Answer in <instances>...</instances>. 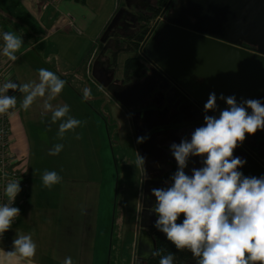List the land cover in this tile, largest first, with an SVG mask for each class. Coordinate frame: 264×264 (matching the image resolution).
<instances>
[{
  "label": "rangeland",
  "instance_id": "obj_1",
  "mask_svg": "<svg viewBox=\"0 0 264 264\" xmlns=\"http://www.w3.org/2000/svg\"><path fill=\"white\" fill-rule=\"evenodd\" d=\"M167 2L168 0H86L85 13L86 16L90 15V19L86 28L76 25L78 29H71L72 37L70 42L67 41V47L72 51L71 54L66 52L67 57L73 58L78 55L77 50L82 46L79 56L83 57L90 46L88 38L94 36L96 43L88 53L85 65L79 71H72L60 64L57 54L46 58L49 70L63 71L68 80L72 81L70 86L73 88L74 96H79L80 93L83 96L82 88L85 86V78L97 80L100 85L99 99L91 100L92 107H89L98 114V134L91 116L84 117L85 124L81 123L78 126L79 131L75 129L70 134L72 144L67 143L66 147L60 142V136L54 128L51 131L44 127L51 125L49 123L51 117L39 119L43 127L37 134L42 139H47L50 149L55 144H63L64 150L57 155H50V159L54 156L64 157L68 166L66 174L73 178L71 183L73 195L79 194L76 189L85 191L87 188L90 194V208L93 199L97 193L99 194L100 228L102 227V231L105 230L110 236L112 234L106 258L101 254L105 244L101 242L103 239H100V264H136L143 199L140 193L143 191L145 179L156 178L160 173H174L176 170L177 164L169 149V145L174 141L173 138L169 139V132L177 135L179 132L181 139L189 128L204 123L203 116L191 119L175 116L179 119L171 121L175 110L180 115L182 106L178 105L177 100L172 99L165 100L161 106L156 103L158 93L156 94L155 91L159 88L156 86L151 67L140 52L141 47L135 51L127 50L135 44L138 35L143 36V43H148L152 39L159 25L166 21L163 8ZM86 16L82 17L83 20ZM60 50V56L65 57V53L61 48ZM115 52L117 63L113 60ZM132 57L140 58L142 69L139 77L132 76L131 79H126L124 77L125 63ZM30 60L31 58H26L25 61ZM34 71L35 73L27 76L23 75L20 83L39 77L38 71L31 69V72ZM88 88L91 87L88 86ZM37 98L29 107L30 110H33L34 105L35 110L37 104L43 105L45 100L40 102ZM46 98L47 94L44 99ZM74 100V118L80 120L78 111L83 110L84 107L75 97ZM50 103L54 108V101L51 100ZM26 118L33 120V116L29 117V113L26 114ZM165 119L171 123L177 122L179 126L155 132L154 129L161 122H165ZM85 129L88 131L84 133ZM137 132L144 135L153 133L152 141L156 145V148L147 146L146 173L144 169L136 168L133 164L137 154H140V143L136 142ZM55 138L58 141L54 140ZM236 153L245 154L247 151L234 149L233 155L235 156ZM200 164H202L201 160ZM173 166H176L174 170ZM188 169L189 165L186 172ZM79 196L73 197L75 202L79 200ZM75 205L77 208L80 206V204ZM113 209H115L114 220V214L111 213ZM100 238H102L101 235Z\"/></svg>",
  "mask_w": 264,
  "mask_h": 264
},
{
  "label": "clouds",
  "instance_id": "obj_2",
  "mask_svg": "<svg viewBox=\"0 0 264 264\" xmlns=\"http://www.w3.org/2000/svg\"><path fill=\"white\" fill-rule=\"evenodd\" d=\"M0 40L3 41L0 56L15 62L22 37L0 31ZM38 75V83H16L11 79L0 82V114L16 108L17 97L8 94L10 89L24 94L20 105L23 110L37 97L47 94L43 108L51 111L53 123L60 121L58 135L63 137L67 131L81 125L79 119L69 115V105L53 108L50 103L62 92L65 80L45 68L39 69ZM90 95V90L85 88L83 98ZM217 99L215 92L209 93L203 105L204 123L192 131L190 140L183 137L179 143L169 145L177 168L170 176V184L150 190L155 198L151 207L156 216L153 227L177 250L190 251L196 264H264V175H243L238 169L246 159L233 155L246 133L264 130V97L238 101L235 94L221 93L219 99L227 107L220 110L218 116L208 115L209 110L215 113L218 109ZM146 139L147 134L138 136L136 142L143 143ZM62 149L63 144H55L49 154L57 155ZM196 156L201 157L202 166L193 167L191 175L186 174L190 159ZM145 162L146 157L138 153L133 164L146 173ZM61 179L56 171L46 170L42 175L43 185L49 188ZM21 190L18 180L4 186L6 200H0V237L20 216L15 200ZM140 195L144 196L143 191ZM181 213L183 218L178 223ZM13 248L9 256L28 259L36 254V243L30 234L16 232ZM153 254L159 255V252ZM63 264H73L72 258L66 257ZM159 264H174V254L161 256Z\"/></svg>",
  "mask_w": 264,
  "mask_h": 264
},
{
  "label": "crops",
  "instance_id": "obj_3",
  "mask_svg": "<svg viewBox=\"0 0 264 264\" xmlns=\"http://www.w3.org/2000/svg\"><path fill=\"white\" fill-rule=\"evenodd\" d=\"M85 1L62 0L59 4H52V0H0V31L13 32L18 37H22L23 40L21 48L16 53L18 59L15 62L5 57L9 65V79L20 83L23 75L35 73V71L31 72V69L38 71L45 68L49 70L46 58L55 56L54 54H57L56 56L64 68L72 71H79L85 65L86 57L96 43L94 36L88 38L90 46L88 44L89 48L86 49L83 57L79 56L82 46L77 50L78 55L71 57L72 59L66 56V52L71 54L72 51L67 47V41L70 42L72 37L71 29H78L76 25L86 28L90 19V15L86 16L85 13L87 10L84 6ZM19 10L28 11L37 20L43 32L39 41L34 40L31 32L16 16ZM84 16L86 19L83 20L82 17ZM78 31L81 33L80 29ZM0 44H3L2 40H0ZM60 48L65 53V57L64 55L60 56ZM26 58H31V60L27 62L25 61ZM85 69L87 68L85 67ZM55 73L65 80V86L62 92L52 99L53 104H55L54 108L67 104L70 108L69 115L74 117L75 97L84 107V111H78L81 123L85 124L84 117L91 116L96 124L98 134V114L89 107H92L91 100L99 99V82L85 78V86L82 89L91 87L89 89L91 95L84 99L81 93L80 97L74 96L73 88L70 86L72 81L68 80L63 71ZM33 82L38 83L39 77H33L30 81L28 79L26 81V83ZM15 96L17 97V105L10 114L11 153L18 160V166L27 177L30 188L28 200L23 207L17 225L9 230L8 236L0 244V264H63L66 257H71L73 264H100V239H103L101 242L105 244L101 254L106 258L109 253V240L111 242L112 234L110 236L105 230V232L102 231V227L100 228L99 194L97 193L93 199L90 208V194L87 188L85 191L76 189L79 194L73 195V190H71L73 178L66 174L68 172L67 162L64 157L54 156L50 159L47 139H42L40 135H37L43 127L40 125L39 119L51 117V111H45L42 104H37L36 110L35 105L33 110L29 108L23 110L20 105L24 94L15 91ZM44 98L38 97L37 99L41 102L45 100ZM78 105L80 104L78 103ZM27 113H29V117L33 116V120L26 118ZM49 123H51L50 126L45 125L44 127L51 131L54 128L58 132L60 121L53 123L50 120ZM78 128L76 129L78 130ZM87 131L85 129L84 133ZM72 133L73 131L69 130L63 137L60 136V142L65 147L67 143L72 144V136H70ZM54 140L58 141L56 138ZM46 170L56 171L62 177L60 184L57 183L59 185L55 184L50 188L43 185L42 175ZM85 193L86 195H84ZM78 195H80L79 200L75 202L73 197L76 198ZM75 204H80L79 209ZM111 213L114 214V218L112 217L114 220L115 209ZM16 232L31 235L36 243L34 257L20 259L18 255H8L9 251L14 250L13 240Z\"/></svg>",
  "mask_w": 264,
  "mask_h": 264
},
{
  "label": "water",
  "instance_id": "obj_4",
  "mask_svg": "<svg viewBox=\"0 0 264 264\" xmlns=\"http://www.w3.org/2000/svg\"><path fill=\"white\" fill-rule=\"evenodd\" d=\"M179 2V7L168 13L166 21L159 25L152 39L141 46L140 52L202 107L209 93L215 92L218 109L215 113L209 110L210 115L218 116L219 111L227 107L219 99L221 93L235 94L238 101L264 97V0ZM244 44L252 49H246ZM199 126L189 128L184 138L190 140L192 131ZM136 135L144 134L137 132ZM152 137L139 145L140 154L146 158L147 146L156 148ZM252 137L264 138V130H257ZM244 148L264 165L262 157L247 146ZM150 178H146L143 185L136 252L140 264H146L156 252L155 238L148 231L156 219L151 211L154 196L150 190L154 187L150 186Z\"/></svg>",
  "mask_w": 264,
  "mask_h": 264
},
{
  "label": "flooded vegetation",
  "instance_id": "obj_5",
  "mask_svg": "<svg viewBox=\"0 0 264 264\" xmlns=\"http://www.w3.org/2000/svg\"><path fill=\"white\" fill-rule=\"evenodd\" d=\"M180 5L179 0H168L166 6L163 8V15L165 17H167L168 13L171 11H174L176 8H178ZM246 49H252L248 46H246L244 44V46ZM142 53V52H141ZM143 55V53H142ZM144 56V55H143ZM145 57V56H144ZM146 58V57H145ZM147 62L149 64V66L151 67L150 69L152 70V72L155 75V81H156V86L159 88L158 91H155V93L157 94L156 96V103L161 106L164 104L165 100H177L178 105L182 106V109L180 110V115L177 113V110H175V112L173 113V118L171 121H173L174 119H179L176 118L175 116H180V118H184L187 117L189 119L191 118H196V117H201L204 116L205 113L203 112V107L198 104L193 98H191L188 94V92L185 91V89L180 86L177 82H175L173 79H171L169 76H167L166 74H164L160 68L154 64L150 59H147ZM159 83V84H158ZM208 115H210L209 113H207ZM171 121L165 119V122H161L154 130L155 132H160V131H165L168 129H171L172 126H179V124H177V122H172ZM176 121V120H175ZM170 122V123H169ZM164 123V124H163ZM181 125V124H180ZM153 133H149L148 137L151 136ZM179 135L175 134L174 132H169V139L173 138V141L176 143L180 142V133L178 132ZM244 146H247L249 149H251L252 151L256 152V154L260 157H262L264 159V138L262 137H257V138H253L252 134H250V136H248V133H246L245 135V140L242 143H239L237 148H235L236 150L240 149L241 151L246 150L244 148ZM249 154V153H248ZM235 156H239L242 158L243 154L242 153H236ZM200 160L201 157L196 156V157H192L190 162H189V169L188 172H186L187 170L185 169L186 174L191 175V169L193 167L195 168H199L202 166V164H200ZM197 164H196V162ZM176 165V164H175ZM176 168V166H173V170ZM157 174H159V172H157ZM172 173H165L162 174L160 173V175L156 178L151 177V185L154 188H159V187H163L166 184H170L171 180H170V176ZM153 182L154 185H153ZM155 199V198H154ZM143 202V199H142ZM142 210V208H141ZM154 227H150L148 228V231L154 236L153 233ZM149 260V259H147ZM146 260V262H147ZM257 264H259V262H257Z\"/></svg>",
  "mask_w": 264,
  "mask_h": 264
},
{
  "label": "trees",
  "instance_id": "obj_6",
  "mask_svg": "<svg viewBox=\"0 0 264 264\" xmlns=\"http://www.w3.org/2000/svg\"><path fill=\"white\" fill-rule=\"evenodd\" d=\"M18 19L28 28L31 34L34 37V40L37 42L42 38L43 32L39 26L35 17L30 14L28 11L19 10L16 14ZM143 44V36H136V42L131 48H128V51H135L141 47ZM114 63H117V53H113ZM142 69V63L140 58L132 57L128 59L124 67V77L126 79H131L132 76L139 77ZM243 159H246V163L240 167L238 170L243 173L245 176H256L259 177L264 175V165L252 154L245 153L242 156ZM183 218V213L180 214L178 218V223ZM155 243H156V252H159V255H154L152 258L147 260L146 264H159L160 257L167 255L169 253L174 254V264H196L195 259L188 250H177L175 246L165 238V235L159 232L154 228L153 230Z\"/></svg>",
  "mask_w": 264,
  "mask_h": 264
},
{
  "label": "built area",
  "instance_id": "obj_7",
  "mask_svg": "<svg viewBox=\"0 0 264 264\" xmlns=\"http://www.w3.org/2000/svg\"><path fill=\"white\" fill-rule=\"evenodd\" d=\"M61 1L62 0H52V4H59ZM8 67L9 65L5 60V57L0 56V82L9 79ZM8 94L15 95V92L10 89ZM10 114L11 110H9V112L6 114H0V200H6V197L3 196L4 186L10 181L18 180L22 190L16 197L15 206L19 207L21 216L23 207L25 206L29 197L30 185L27 177L18 166V160L15 159L11 153L12 139ZM20 216L15 219L11 228L17 225ZM9 230H7L2 237H0V244L8 236Z\"/></svg>",
  "mask_w": 264,
  "mask_h": 264
}]
</instances>
